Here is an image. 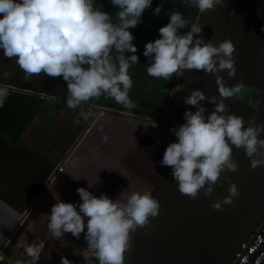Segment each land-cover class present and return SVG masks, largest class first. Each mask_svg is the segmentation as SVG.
Returning <instances> with one entry per match:
<instances>
[{"label":"crops","instance_id":"1","mask_svg":"<svg viewBox=\"0 0 264 264\" xmlns=\"http://www.w3.org/2000/svg\"><path fill=\"white\" fill-rule=\"evenodd\" d=\"M161 3L160 15H154ZM97 4L116 20L111 0H97ZM173 11L183 13L190 23L200 15L203 30L199 35L205 40L216 44L233 40L236 76L228 77L227 70L220 74L229 86L242 81L246 91L240 98L223 99L229 112L244 117L245 126L253 116L257 124H264V0H223L205 14L183 0H153L143 22L130 29L139 55V63L129 68L131 109L101 95L82 105L90 115L77 123L80 109L66 105L67 86L62 77L50 80V91L40 88L49 82L43 73L33 75L39 88L18 89L0 81L5 93L0 110L10 102L0 118V264L27 259L18 241L38 239L45 241L39 264H61V256L85 264L80 255L86 247L83 233L80 239L71 233L56 239L47 230L41 213H50L56 202L52 187L66 202L80 201L78 187L113 199L125 189L150 191L160 201L159 214L150 217L147 231L132 232L133 246L125 252V264H232L241 244L262 225L264 165L253 168L243 148L233 146L237 173L223 171L211 198L203 190L195 199L182 194L171 166L160 163L167 145L176 139L170 129L184 123L187 109L195 110L184 103V97L199 88L208 97L220 98L215 77L203 70H186L169 81L147 74L150 61L143 55L144 45L159 36L158 29L169 22ZM188 30L190 25L180 31ZM11 65L19 68L15 57H5L0 50V68ZM177 85L182 88L173 95ZM201 104L208 112L214 108L208 100ZM155 121L156 126L151 125ZM224 177L236 183L239 195L233 204L214 209L213 200L230 194L225 191L228 181Z\"/></svg>","mask_w":264,"mask_h":264},{"label":"clouds","instance_id":"2","mask_svg":"<svg viewBox=\"0 0 264 264\" xmlns=\"http://www.w3.org/2000/svg\"><path fill=\"white\" fill-rule=\"evenodd\" d=\"M195 7L199 14L223 3V0H183ZM117 9L116 20L102 10L97 0H0V50L26 77L39 75L62 77L66 82V105L80 109L75 117L79 123L90 112L82 105L91 98L106 95L118 104L131 109L134 104L129 92L133 80L131 65L139 63L135 36L130 29L143 22V14L151 9L153 0H111ZM163 4L157 5L154 15H160ZM169 22L161 26L159 36L144 45L143 55L150 63L147 74L169 81L186 70H203L215 77L220 98L208 97L199 88L184 97V103L195 107L184 113V123L170 131L176 139L170 142L160 163L171 166V175L178 189L190 199L203 195L211 198L220 183L223 171L236 172L233 146L243 148L253 168L264 165V124H257L255 116L245 126L244 117L229 112L223 98H240L246 91L242 81L227 85L221 70L235 77L236 45L231 38L214 43L202 35L200 15L190 23L183 13L173 11ZM190 30L181 32L185 26ZM264 31V26H262ZM128 53H131L128 55ZM182 88L177 85L173 95ZM167 91V89H165ZM5 93L0 90V103ZM208 100L214 105L211 112L201 104ZM156 126V121L154 124ZM105 141L108 136H103ZM223 200L211 202L214 209L233 204L239 195L235 182L228 177ZM90 186V185H89ZM52 190L55 203L50 213H41L47 220V230L56 239L71 233L83 238L81 249L85 264H125V252L133 246L132 232L151 224L150 217L160 211V201L150 191H122L116 199L106 193L99 195L86 187H78L80 201L66 202ZM123 197V198H121ZM87 218V220H86ZM27 259L16 264H39L45 241H18ZM61 246H66L62 243ZM61 264H76L61 256Z\"/></svg>","mask_w":264,"mask_h":264},{"label":"built area","instance_id":"3","mask_svg":"<svg viewBox=\"0 0 264 264\" xmlns=\"http://www.w3.org/2000/svg\"><path fill=\"white\" fill-rule=\"evenodd\" d=\"M59 170H63L62 165ZM236 258L238 259L236 264H264V227L252 242L246 241L241 244Z\"/></svg>","mask_w":264,"mask_h":264},{"label":"rangeland","instance_id":"4","mask_svg":"<svg viewBox=\"0 0 264 264\" xmlns=\"http://www.w3.org/2000/svg\"><path fill=\"white\" fill-rule=\"evenodd\" d=\"M30 79H32V81ZM35 79H36V77H34L33 75L25 79V76L23 75V70L20 68H13L12 65L10 67H7V68H4V66L2 68H0V81H5V82H9L11 84H14L15 87L18 89L23 88V86L26 88L27 87L28 88H39V86L36 85L37 82H35ZM50 80H53V78L47 77V81H49V82L44 84V86H42L40 88L47 90V91H50V89H49V88H51ZM38 93L39 92H37L36 94H38ZM9 103L10 102H6V104H4V106L2 107V110H0V118L3 115L5 107Z\"/></svg>","mask_w":264,"mask_h":264},{"label":"water","instance_id":"5","mask_svg":"<svg viewBox=\"0 0 264 264\" xmlns=\"http://www.w3.org/2000/svg\"><path fill=\"white\" fill-rule=\"evenodd\" d=\"M6 87L9 90H12L11 88H13V87H8V86H6ZM263 227H264V221H263L262 225L259 227V229L256 231V233L249 239V242H252L253 241V239L256 237V234H258V232H260ZM237 262H238V259L236 258L232 264H236Z\"/></svg>","mask_w":264,"mask_h":264}]
</instances>
